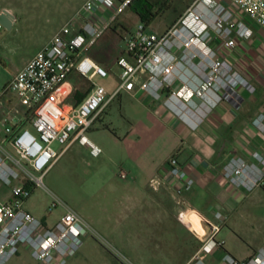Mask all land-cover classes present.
<instances>
[{
  "label": "built area",
  "instance_id": "obj_1",
  "mask_svg": "<svg viewBox=\"0 0 264 264\" xmlns=\"http://www.w3.org/2000/svg\"><path fill=\"white\" fill-rule=\"evenodd\" d=\"M134 1L85 0L6 87L0 86V108L6 109L10 103L5 100L9 93L24 108L19 114L0 110V184L11 190L10 200H0V264L16 256L19 247L40 264H67L85 238L93 235L91 225L72 210L48 227L25 211L23 204L35 188L44 187L47 171L73 144L90 146L95 156L100 153L87 134L121 93L140 92L156 102L164 95V107L194 130L220 103L240 106L244 93L256 92L251 81L234 70L228 52L237 50L238 40L253 38L249 22L264 32V0H193L163 34L151 31L141 21L127 33L125 57L117 61L118 85L109 93L96 83L97 78H108L109 71L85 52ZM3 28L0 23V33ZM72 71L92 84L77 106L66 104ZM253 126L264 138V108ZM54 143L62 147L60 152L53 148ZM221 175L231 186L249 194L264 190V153L254 152L250 162L242 157L229 159ZM121 177L127 175L122 173ZM169 180L179 218L183 213L197 214L182 200L195 179L177 154L149 186L158 191ZM208 225L200 248L186 264H207L205 256L225 246L224 240L217 239L222 224ZM240 264H264V248Z\"/></svg>",
  "mask_w": 264,
  "mask_h": 264
},
{
  "label": "rangeland",
  "instance_id": "obj_2",
  "mask_svg": "<svg viewBox=\"0 0 264 264\" xmlns=\"http://www.w3.org/2000/svg\"><path fill=\"white\" fill-rule=\"evenodd\" d=\"M84 1L0 0V13L7 11L15 18L12 28H3L0 33L2 88L6 87L17 70L46 46ZM150 1L161 4L165 0ZM192 1L172 0L174 8L161 12L150 23L149 29L163 34L180 16L178 13L182 14ZM159 7L157 5L154 11L157 12ZM139 22L133 9H127L116 22L119 24L117 33H111L112 42H99L91 51L109 71L108 78L96 79V83L104 86L109 93L118 85L120 69L117 58L124 55L123 39L126 32L131 31ZM215 48L218 45L215 44ZM226 55L227 52L224 53ZM228 56L237 66L249 63L247 51L241 56L233 50L228 52ZM164 99L163 95L161 102ZM5 100L10 103L5 106L6 109L0 108L3 112L19 114L24 110L13 94H7ZM144 119L136 101L121 93L87 134L91 144L100 153L95 156L90 146L75 143L47 171L44 187L35 188L31 197L24 202L23 209L48 227L54 226L68 210L76 212L91 225L93 235L85 238L79 251L67 264H175L192 247L198 246L197 240L179 222H173L167 234L163 229L161 246L139 244V239L135 235L130 236V233H138L140 223L136 221L128 225L123 220L126 206L133 200L136 202L143 199L135 194L142 191L157 192L150 188L147 181L150 172L147 158L152 151L139 156V150H134V142L138 139L135 126ZM28 128L34 133L31 127ZM53 148L56 152L62 149L58 143H54ZM122 173L127 177L122 178ZM0 187L7 189L1 184ZM132 193L134 197L129 201ZM173 203L179 218V209L176 208V202ZM235 220L236 226L233 223L232 230H227L235 231L230 245L244 250L247 248L249 254L253 249H260L264 244V190L258 189L249 194V199L236 214ZM6 264L40 263L25 248L19 247L18 254Z\"/></svg>",
  "mask_w": 264,
  "mask_h": 264
},
{
  "label": "crops",
  "instance_id": "obj_3",
  "mask_svg": "<svg viewBox=\"0 0 264 264\" xmlns=\"http://www.w3.org/2000/svg\"><path fill=\"white\" fill-rule=\"evenodd\" d=\"M116 22L85 52L87 57L106 70L107 68L91 51L99 42L105 44L112 42L111 35L117 33L116 29L119 26ZM249 23L254 31L253 38L238 40V48L235 50L237 55L241 54V56L246 51L249 52V63H240V66L233 64V66L236 72L249 79L256 87V95L244 93L240 106H235L228 101L220 103L193 130L164 107L162 102L153 101L140 92L125 93L136 101L145 118L135 126L138 139L134 142V150H139V156L152 151L147 158L149 162L147 165H150L147 181L150 183L151 179L159 176L171 156L175 154L195 179L192 189L182 197L187 206L197 213L189 212L186 216V221L193 224L192 229L178 218L174 211V188L170 180L163 184L159 192L142 191L140 194L134 192L135 195L143 198V202L142 200L131 201L134 194H130L129 201L131 202L124 211L126 216L123 220L128 225L136 221L140 223L138 224V233H130V236L135 235L139 239V244L161 246L163 244L161 236L163 229L167 234V230L171 229L173 222H179L188 234L195 241L197 240L198 246L192 247L175 264H186L196 253L201 246L200 239L209 232L208 223L222 224L217 239L224 240L225 246L206 255L207 264L243 262L264 248L263 244L260 249H253V252L249 254L247 248L244 250L239 246L230 245L235 231L228 232L227 230H232L231 224L233 223L236 226V214L249 199V193L231 186L221 175V170L229 159L242 157L250 162L254 152L264 153V138L253 126V121L264 108V32L256 25ZM121 57H125V54L118 57L117 61ZM106 66L108 67V65ZM67 82L70 94L66 104L77 106L87 97L92 89V84L76 71L69 74ZM196 101L200 102L198 98ZM10 199V188L0 187V200L6 202ZM217 214L221 215L220 219L216 217ZM200 225L203 230L198 232L197 228ZM247 245L249 246V244Z\"/></svg>",
  "mask_w": 264,
  "mask_h": 264
},
{
  "label": "trees",
  "instance_id": "obj_4",
  "mask_svg": "<svg viewBox=\"0 0 264 264\" xmlns=\"http://www.w3.org/2000/svg\"><path fill=\"white\" fill-rule=\"evenodd\" d=\"M140 2V5H137V3ZM160 2H157V4H153L150 0H135L131 6L134 13L139 17L141 22L146 23L147 25H150L161 12L164 10H168L171 8H174V5L172 3V0H165L161 4ZM160 6L158 11L155 12L156 6ZM181 15V12L178 13ZM238 264H240L239 261H237Z\"/></svg>",
  "mask_w": 264,
  "mask_h": 264
},
{
  "label": "water",
  "instance_id": "obj_5",
  "mask_svg": "<svg viewBox=\"0 0 264 264\" xmlns=\"http://www.w3.org/2000/svg\"><path fill=\"white\" fill-rule=\"evenodd\" d=\"M15 18L12 14L7 11H2L0 13V23L4 28L11 29L14 24Z\"/></svg>",
  "mask_w": 264,
  "mask_h": 264
},
{
  "label": "bare ground",
  "instance_id": "obj_6",
  "mask_svg": "<svg viewBox=\"0 0 264 264\" xmlns=\"http://www.w3.org/2000/svg\"><path fill=\"white\" fill-rule=\"evenodd\" d=\"M186 216H187V213H183V214L180 216V219H181L183 222H185V224H187V225L189 226L190 229H192L193 224H192L191 222L186 221ZM197 230H198V232H201V230H203L202 227H201V225L197 228ZM195 232H196L197 234H199L197 231H195Z\"/></svg>",
  "mask_w": 264,
  "mask_h": 264
}]
</instances>
